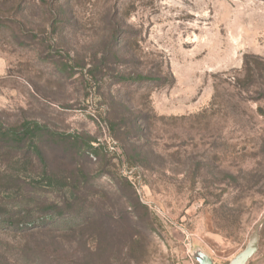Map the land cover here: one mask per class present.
<instances>
[{
  "label": "rangeland",
  "instance_id": "rangeland-1",
  "mask_svg": "<svg viewBox=\"0 0 264 264\" xmlns=\"http://www.w3.org/2000/svg\"><path fill=\"white\" fill-rule=\"evenodd\" d=\"M25 1L22 25L0 31L1 118L67 138L94 185L82 190L85 227L35 243L0 235L24 247L17 264L65 253L71 264H198L197 251L229 264L264 217V2L65 0L62 36L44 11L50 0ZM1 9L9 18L11 5ZM112 24L130 37L95 83L93 55L101 62ZM130 73L163 81L127 89L113 78ZM115 100L137 119L113 114ZM246 264H264V223Z\"/></svg>",
  "mask_w": 264,
  "mask_h": 264
},
{
  "label": "trees",
  "instance_id": "trees-1",
  "mask_svg": "<svg viewBox=\"0 0 264 264\" xmlns=\"http://www.w3.org/2000/svg\"><path fill=\"white\" fill-rule=\"evenodd\" d=\"M64 1L50 0L44 10L50 19V28L53 31L56 30V26L62 27L63 30L59 35L68 24L66 11L60 9ZM258 1L264 2V0ZM0 5V13L5 5H11L12 8L10 12H7L10 19L2 18L0 15V31L7 30L9 24L18 29V26L22 25L20 21L24 20L29 13V9L27 12L25 8L26 5L28 6L25 0H0ZM129 35V32L122 30L121 25L112 24L108 33L102 37L99 49L104 57L100 62L96 55H93V68L89 69V75L95 83L99 80L97 78L99 72L96 73V70L101 69L103 60L108 62L119 60V44L129 39ZM13 36L16 38L15 34ZM61 39L64 38L61 37ZM250 58L246 55L243 59L245 70ZM252 58L260 63L263 61L260 57ZM250 71L253 72L252 69ZM113 78L127 89L146 82L153 83L154 86L160 85L163 81L159 77L151 78L141 73L116 74ZM118 103L116 100L111 103L113 114L129 113L137 119L135 113L127 109L124 104ZM2 115L4 113L0 112V164L7 169L0 171V235H7V231L11 230L19 239L34 238L33 243H35L43 236L50 241H55V233L59 231L66 236L78 227H85L90 217L85 212L87 206H85L86 201L83 199L85 196L82 190L92 187L94 183L89 176L87 178L86 174H82V169L78 167L77 152L74 149L67 152L69 151L65 144L67 138L52 132L47 126L35 120L20 119L12 123L1 118ZM144 119L147 121L148 116L140 117L136 121ZM128 120L125 130L134 121L132 118ZM120 126L117 131L123 135L133 132L129 129L121 132ZM122 128H124L123 125ZM136 132H139V128ZM58 145H62L63 148H58ZM64 189L71 195L66 196ZM52 194L55 196L49 198L48 195ZM82 216L83 218L80 219ZM20 245L21 242L16 240L12 242L0 239L2 264L19 263L22 253L25 254L24 247ZM66 255L65 253V256L62 255L58 261H50V263L71 264L72 261L66 259Z\"/></svg>",
  "mask_w": 264,
  "mask_h": 264
},
{
  "label": "water",
  "instance_id": "water-1",
  "mask_svg": "<svg viewBox=\"0 0 264 264\" xmlns=\"http://www.w3.org/2000/svg\"><path fill=\"white\" fill-rule=\"evenodd\" d=\"M263 223H264V217L255 226L245 248L238 255H236L229 262V264H246L248 260L255 254L258 247L260 228L263 225ZM192 256L198 264H213L211 259L200 251L195 252Z\"/></svg>",
  "mask_w": 264,
  "mask_h": 264
}]
</instances>
